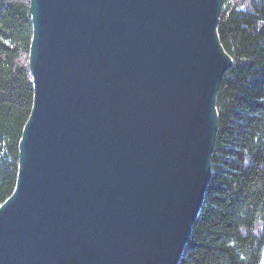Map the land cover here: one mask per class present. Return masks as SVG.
<instances>
[{
    "label": "water",
    "instance_id": "obj_1",
    "mask_svg": "<svg viewBox=\"0 0 264 264\" xmlns=\"http://www.w3.org/2000/svg\"><path fill=\"white\" fill-rule=\"evenodd\" d=\"M223 0H30L34 94L0 264H179L234 60Z\"/></svg>",
    "mask_w": 264,
    "mask_h": 264
},
{
    "label": "trees",
    "instance_id": "obj_2",
    "mask_svg": "<svg viewBox=\"0 0 264 264\" xmlns=\"http://www.w3.org/2000/svg\"><path fill=\"white\" fill-rule=\"evenodd\" d=\"M234 60L218 93L212 174L179 264H264V0H223ZM30 0H0V205L17 180L34 86Z\"/></svg>",
    "mask_w": 264,
    "mask_h": 264
}]
</instances>
